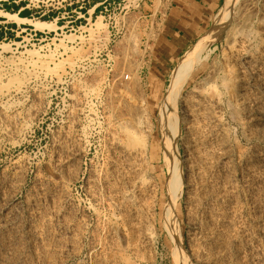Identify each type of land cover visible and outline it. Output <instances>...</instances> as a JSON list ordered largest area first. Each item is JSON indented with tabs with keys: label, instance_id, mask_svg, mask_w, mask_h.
I'll list each match as a JSON object with an SVG mask.
<instances>
[{
	"label": "rangeland",
	"instance_id": "1",
	"mask_svg": "<svg viewBox=\"0 0 264 264\" xmlns=\"http://www.w3.org/2000/svg\"><path fill=\"white\" fill-rule=\"evenodd\" d=\"M176 2L0 0V46L10 47L2 54L3 58L0 57V74H5L4 81L10 77L16 80L21 75L17 80L23 90L10 98L13 105L9 103L10 112L22 118V128L20 124L14 138L0 132V264L17 261L20 264H177L180 260L185 264H209L201 261V254L207 252L209 262L214 257L217 245L206 237L215 229V224L208 215L211 210L216 214L222 206L203 203L199 207L191 203L186 185L190 170L183 161L186 154L182 142L169 147L166 132L159 122L160 110L166 106L172 72L184 55L167 63L170 57L165 56L161 44L167 15L174 5L181 7V3L178 2V6ZM211 4L206 9L210 14L199 10L204 13L199 18L205 21L199 29V37L187 50L211 35L209 56L191 74L181 98L190 97L194 90L210 94L208 96L215 91L225 94L231 83L226 79L228 72L237 75L240 70L228 55L227 46L231 30L242 22L239 18L242 8L239 5L229 8V21L218 24L216 16L223 10L225 0H211ZM245 7L244 25L264 27V0H248ZM187 8L183 21L190 22L187 24L192 28L197 20L190 13L194 9ZM7 12L20 17L25 14L22 18L47 26L38 31L32 25L8 21L2 16ZM62 41L66 49L61 46ZM26 50L53 56L58 65L56 70H64L65 66L62 79L23 76L11 62H17ZM68 62L75 63L74 67H69ZM92 75L99 81L97 93L84 90L92 86ZM74 90L80 94L76 107L71 102ZM38 93L41 98L36 99L34 96ZM254 94L259 95V91L252 89ZM224 100L227 111L218 118L221 124L218 133L227 142L226 152L231 160L228 164L238 193L237 208L248 223L251 215L245 199L246 188L242 184L243 161H253L252 152L256 146L264 154V141L251 140L237 128V106L227 97ZM182 108L175 104L169 110V118L175 119V124L184 118ZM3 123L0 112V128ZM127 124L138 126L136 139L132 141L140 147L148 143L151 148L142 172L148 182L142 192L128 202L122 196L128 181L124 179L127 178L125 171L120 167L119 173H113L117 160L109 147L112 132L130 143L131 138L123 128ZM141 125L152 128L151 135L142 131ZM182 136H186L184 131ZM174 169L179 196L171 207V231L165 214L171 206L168 185ZM199 188L197 186L194 191ZM149 193L155 194L151 195L154 199ZM115 225L119 232L114 230ZM230 251V264H246L238 255V246L231 247ZM176 257H180L179 260Z\"/></svg>",
	"mask_w": 264,
	"mask_h": 264
},
{
	"label": "bare ground",
	"instance_id": "2",
	"mask_svg": "<svg viewBox=\"0 0 264 264\" xmlns=\"http://www.w3.org/2000/svg\"><path fill=\"white\" fill-rule=\"evenodd\" d=\"M247 3H248V0H225V4H224L225 6H223L224 8H222L223 10L221 12H218L219 14L216 16L217 18L216 21L218 22V24H224L226 23V20L228 17L229 8L238 6V5H239L238 7L242 8V15H240L241 17L239 16V18H242L241 24L239 25L237 24L238 26H236L233 30H231V33L229 34V39L226 38L228 39V46H227V49H228L227 51L229 53L228 55H230V58L235 62V64H237L238 67H240V70L237 75L232 73L231 71H230L231 73L230 72H228V74L226 73L227 74L226 79H228L231 82L229 84L230 86L228 90L226 91V93L224 94V92L222 93L220 91H219L220 93H216L217 91H215L216 94L213 93L214 95L212 94V96H208L210 94L207 93L208 94L207 95V94H204L203 92L201 93L200 91L194 90L193 93H191L192 95L187 93L188 95H190V97L185 96L184 98H181V92L183 91L185 85L187 84L188 79L190 78L191 74L198 67H200L201 64L205 60H207L209 56L208 48H209V44L212 38H211V35L210 36L208 35L202 38L198 43H196V45L191 50H189L186 54L183 55L182 59L176 66V69L174 70V72H172L173 74L171 76V80L169 84L170 88L167 91L168 94L166 96V101H165L166 106L162 110H160L161 112L159 114V122L162 128L164 129V131L166 132V140L168 142L169 147H172L175 144L177 145L178 142L180 141L182 142L181 146L183 150H185L186 155H185V160L183 161H185L186 167H188V169L190 170V175H188V177L186 178L187 179L186 185L189 188V192H188L189 198L188 199L191 200V203L196 204L199 207L203 203L204 204L205 203L206 204L215 203V204H220L222 206L221 209L219 211L217 210L218 212L214 215L212 214L213 210H211L212 211L211 212L210 210H208V207H205L207 208L208 211H210L209 213L211 214L210 216L207 214L209 217V220H211L215 224V229H213V231L210 232V234L208 233L209 235L206 234L207 235L206 238L209 241L213 242V244L217 245L216 246L217 251L215 250L216 254L213 255L214 257H211L212 259H210V262L208 261V254L204 250H203L204 252L200 256L201 261L203 262L207 261L209 264L210 263L211 264L213 263L214 264H230L229 262L230 260L229 257H231L229 256L231 253L230 249L231 247H237V246L239 247L238 255H240V257L246 262V264H264V154L260 151L261 148L256 146L254 151L252 152L253 161H249V159L248 160L246 159L243 161L244 166L242 170V173H243L242 184L244 185V188H246V193L244 192L245 199L249 203V210H250V215H251V221H249L248 223H245V221L243 220V214L237 208V205L239 203L237 202L238 193H237L235 179L233 178V172L228 164L229 163L228 160H230V157L226 152L227 142H225V140H223L221 138V135H219L218 133L219 131L218 128H220V125H221L219 123L218 118H220V115H223V113L226 110L224 99L225 97H227L229 99V102L231 101V103H235V105L237 106L238 114H237V118L235 117L236 118L235 125L237 126V128L243 131L246 137L251 140L264 141V27L248 28L247 25H244V21H246L244 19V13H246L245 6L247 5ZM238 10H241V9H238ZM2 16L8 21L32 25L38 31L42 30L43 28L47 26L44 23H34L30 19L20 17L18 14H12V13L7 12V13H2ZM225 26L228 27L226 24ZM61 43H62L61 46H63L66 49V47L63 45V41ZM8 50H10V47L8 45L0 46V57L2 56L3 53H5ZM228 55L226 56L227 58H228ZM19 58L20 59L17 58L18 59L17 62L13 61L11 62V64L16 65L19 71L20 72L22 71L23 76L32 75V77L33 76H43V77L45 76V78L55 77L57 79H62L63 74L66 73L64 71L65 66H64V70L61 69V71L63 70L64 73L61 72L60 70H56V67H58V65L56 64L57 62L53 56L51 55L44 56L37 50H26L24 53L20 55ZM67 65L73 68L75 63L68 62ZM17 75H20V74H17ZM4 77H5V74L3 73L0 74V86L2 85L0 87V102H1L0 112H1V115L4 121L3 128H0V132H3L6 136L14 138V136L16 135L18 131L19 125L22 123L21 122L22 118L17 113L13 115V113L10 112L9 103H11L10 98L14 95V93L21 92L23 90L21 88L22 85H20V80L19 81L17 80L18 76L16 80L14 79V77L13 78L10 77V78H7L6 81H4L3 79ZM20 77L21 75L19 76V78ZM97 81H98L97 77L95 75H92V79H91V83H93L92 86L90 88L88 87L84 88V90H86L87 92V90L89 89V90H92V92L94 91L96 92ZM224 82L225 81H223V83ZM252 89H254L255 91H259V95H255V94L252 95ZM126 94L128 93L126 92ZM126 94L122 93V95L124 96H127ZM79 95L80 94L76 93V91L74 90L72 98H71V102L74 104V106L78 104ZM34 97L36 99L41 98L39 93L37 95L35 94ZM17 103H19V101ZM175 104L178 106L181 105V107H183L182 110L184 113L183 120H181L180 123H176V124L174 123L176 121L175 119L174 121H172L170 120L171 117L169 118V110H171V108L175 106ZM112 107L114 108V106ZM73 108L74 107H72V109ZM130 110H134V109H130ZM138 111H140V109H138ZM118 112H119V109H118ZM142 112H144V109ZM125 113L127 115V112ZM125 113L123 112V114ZM111 115H112V111H111ZM121 116H124V115H121ZM141 116L143 118V115ZM122 118H125V117H122ZM108 119L110 118H107V120ZM118 120L119 119H117V122ZM129 121H126V122L128 123ZM134 121L135 120L133 119L132 123ZM130 124L129 125L127 124L126 127L123 126V128L125 129V132L127 131L126 133L131 138V140L129 141L130 143H127L120 137H117L116 135L112 134L113 132L110 133L111 136L109 138L110 150L113 153L114 158L117 160L114 168L112 167L114 169L113 173L115 174L119 173L121 169L120 167H123L122 169L123 171H125V176L127 177L124 179L128 180L127 185L125 186V189H124L125 192L122 195L123 198L126 199V201L136 196L138 192H142L141 191L142 188H145L144 186L146 185V182H148V180L145 179V176L144 178L142 177V172L145 170L144 166H146L145 163H146L148 154L151 152V148L148 143L147 145L140 147L136 145V142L135 143L133 142L136 139L135 129L138 126L134 128L130 126ZM110 125L112 124L110 123ZM147 125H141L142 126L141 129L144 132L145 131L150 132L149 134L151 135V133L153 132V129L152 128L150 129L149 126ZM21 128H22V124H21ZM114 129H116V127ZM182 131L186 133L185 138H183L182 136ZM171 174H172V177L170 178V182L168 185L171 206H169V209H166L167 213L165 214V216L167 218L166 220H168V222L170 223L168 228L172 231L171 222L173 220H172V208L171 207L172 205H174V203L178 199V196H179L178 189L179 188H178V177L176 174V170L174 169V171ZM115 180L118 181L117 179ZM150 182L153 183L154 181L152 182L150 180ZM150 186H147L146 188ZM197 186H199L200 188L197 189L195 192L194 188H197ZM112 197H114V195ZM138 203H141V202H138ZM114 204H117V203H114ZM153 207H154V203H153ZM224 213L227 214V217H226V214L224 216ZM204 215L207 216L206 214ZM194 221H195V218H194ZM114 230L119 232L118 225L114 226ZM173 230H174V227H173ZM173 233L172 235L174 236ZM224 233H227V234H224ZM227 237L229 239L228 241L227 239H225ZM180 257H176L177 260H179ZM16 261L17 260H15V262ZM13 264H20V261H17L16 263H13ZM177 264H185V261L180 260Z\"/></svg>",
	"mask_w": 264,
	"mask_h": 264
},
{
	"label": "crops",
	"instance_id": "3",
	"mask_svg": "<svg viewBox=\"0 0 264 264\" xmlns=\"http://www.w3.org/2000/svg\"><path fill=\"white\" fill-rule=\"evenodd\" d=\"M181 3V7H174L171 9L170 13L167 15V19L165 22L163 34L161 35L162 45L165 56L168 55L170 63L175 62L180 58L190 46L195 42V40L199 37V29L201 28L202 23H204V19H200V15H204L209 13L210 11L206 10L211 4V0H177V3ZM179 6V4H177ZM183 6V7H182ZM190 7L193 12H190L195 16V20H197V25L190 28L187 23L188 21H183V16H185V10L188 12ZM203 10L204 13L199 11ZM188 16V15H186ZM179 18V19H178ZM200 19V20H199ZM199 20V21H198ZM194 22V21H193ZM175 43L173 42L174 40ZM171 43V44H170Z\"/></svg>",
	"mask_w": 264,
	"mask_h": 264
},
{
	"label": "trees",
	"instance_id": "4",
	"mask_svg": "<svg viewBox=\"0 0 264 264\" xmlns=\"http://www.w3.org/2000/svg\"><path fill=\"white\" fill-rule=\"evenodd\" d=\"M10 11V10H9ZM22 17H25V14H21Z\"/></svg>",
	"mask_w": 264,
	"mask_h": 264
}]
</instances>
